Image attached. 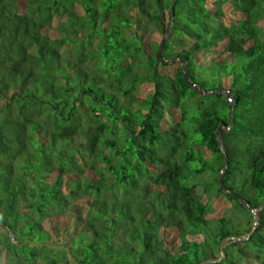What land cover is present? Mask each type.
<instances>
[{
	"label": "trees",
	"instance_id": "obj_1",
	"mask_svg": "<svg viewBox=\"0 0 264 264\" xmlns=\"http://www.w3.org/2000/svg\"><path fill=\"white\" fill-rule=\"evenodd\" d=\"M263 200L264 0H0V264H74L7 226L81 264H264V208L236 240Z\"/></svg>",
	"mask_w": 264,
	"mask_h": 264
},
{
	"label": "water",
	"instance_id": "obj_2",
	"mask_svg": "<svg viewBox=\"0 0 264 264\" xmlns=\"http://www.w3.org/2000/svg\"><path fill=\"white\" fill-rule=\"evenodd\" d=\"M165 40H166V38H164L163 40H162V42H161V45L159 46V48H158V50H157V57H158V59H160V58H162V56H161V51H162V49H163V46H164V43H165ZM182 61H184L183 59H182ZM226 95H227V97L231 100V103H232V105L236 102V100H234V99H232L231 98V96H230V91H227L226 92ZM232 118H233V111H232ZM232 118H231V121H230V124L232 123ZM222 127V124H220L219 125V128L218 129H220ZM217 134H219V130H218V132H217ZM221 147H222V145H221ZM222 150H223V152H225V150H224V148L222 147ZM225 166L223 167V169L220 171V173H219V184H220V186L225 190V191H229V189H226V188H224V186H223V184H222V177H221V174H222V172H224L226 169H227V167L229 166V160H228V157H227V154L225 153ZM232 194H234L233 192H232ZM238 197H239V195H237ZM247 204V206H248V208L250 209V211L252 212V214H253V216H254V222H253V225H252V229L248 232V234H247V237H249L251 234H252V232H253V230L257 227V225L259 224V218H258V212L260 211V210H262L263 208H264V200L262 201V203L259 205V206H252V205H250V204H248V203H246ZM0 223L2 224V221H0ZM8 230H9V232H10V238H11V240L13 241V243L14 244H16V245H18V246H24L25 244H27V243H29L31 246H37V247H41V246H48V247H51V248H57V249H65V250H67L68 251V253H69V255H70V257H71V259H72V261H73V263L74 264H81L79 261H78V259L74 256V254H73V252H72V250L67 246V245H64V244H57V243H48V242H37V241H25V242H19L17 239H16V236H15V234H14V232L7 226L6 227ZM242 237V236H241ZM241 237H239V238H241ZM246 237V238H247ZM226 239V238H225ZM225 239L223 240V242L221 243V249L222 248H224V243H225ZM222 257V254H221V256L219 257V258H221ZM216 259H214V260H210V259H206V260H204L202 263H205V262H209V261H215ZM202 263H200V264H202Z\"/></svg>",
	"mask_w": 264,
	"mask_h": 264
},
{
	"label": "rangeland",
	"instance_id": "obj_3",
	"mask_svg": "<svg viewBox=\"0 0 264 264\" xmlns=\"http://www.w3.org/2000/svg\"><path fill=\"white\" fill-rule=\"evenodd\" d=\"M141 92L144 93L146 90H149L150 88L148 87H141ZM231 96V95H230ZM214 165V163H213ZM215 166V165H214ZM214 176H216V173H214L213 171V167H210L208 169V171L200 174V175H197L193 177V180L194 181H201V182H205V181H212L214 179ZM220 199L219 200H213V203H214V210H212V213H210V215L213 217V218H219L222 214H228L230 217H235L236 215V212H237V208H235V206H233V204L229 203L224 196H221L219 197ZM240 220H241V227H245L246 226V222L248 221V215L247 213H245L244 215H241L240 217ZM237 223V221H236ZM249 231L243 233V235H241L242 237L241 238H236V240L238 239H245L247 237V234H248ZM231 237H227L225 239V243L224 245H226L227 243L231 242ZM224 256V254L222 255ZM222 258V257H221ZM221 258H219L218 260H220ZM218 260H215V261H218Z\"/></svg>",
	"mask_w": 264,
	"mask_h": 264
}]
</instances>
